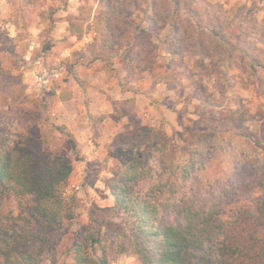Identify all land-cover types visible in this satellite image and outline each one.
<instances>
[{
    "label": "clouds",
    "instance_id": "1",
    "mask_svg": "<svg viewBox=\"0 0 264 264\" xmlns=\"http://www.w3.org/2000/svg\"><path fill=\"white\" fill-rule=\"evenodd\" d=\"M0 161V264H264V0H0Z\"/></svg>",
    "mask_w": 264,
    "mask_h": 264
},
{
    "label": "trees",
    "instance_id": "2",
    "mask_svg": "<svg viewBox=\"0 0 264 264\" xmlns=\"http://www.w3.org/2000/svg\"><path fill=\"white\" fill-rule=\"evenodd\" d=\"M29 154L35 158L32 163V170L36 173L35 178L39 180L50 170L48 158L41 152L36 153L31 151ZM6 167V163L0 161V171ZM145 244L146 251L152 257L151 259L146 257L145 264H184V261L180 259V254L183 249L176 243L175 238L169 241L168 247L163 252L161 251V245L152 239H146Z\"/></svg>",
    "mask_w": 264,
    "mask_h": 264
},
{
    "label": "rangeland",
    "instance_id": "3",
    "mask_svg": "<svg viewBox=\"0 0 264 264\" xmlns=\"http://www.w3.org/2000/svg\"><path fill=\"white\" fill-rule=\"evenodd\" d=\"M30 144L34 148V151L33 152H36V153H39L40 152V145L38 143H34V142L30 141Z\"/></svg>",
    "mask_w": 264,
    "mask_h": 264
}]
</instances>
